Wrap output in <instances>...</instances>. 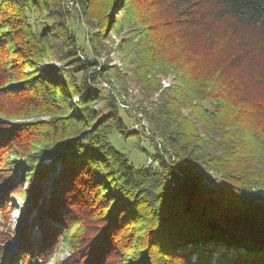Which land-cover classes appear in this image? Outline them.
<instances>
[{
	"label": "trees",
	"instance_id": "1",
	"mask_svg": "<svg viewBox=\"0 0 264 264\" xmlns=\"http://www.w3.org/2000/svg\"><path fill=\"white\" fill-rule=\"evenodd\" d=\"M33 2L39 4L0 0V100L18 97L31 108L15 118L0 106V264H50L62 247L68 256L52 264H264V0L135 1L138 22L148 27L129 44L151 45L133 52L131 65L146 70L152 51L149 60L158 64L169 44L179 53L170 52L157 70L176 60L183 70L181 86L162 89L149 110L136 103L146 132L138 119L134 128L125 121L133 105L117 69L80 60L68 8L92 32L97 55L109 25L98 0H71L72 7L46 0L44 27L31 16ZM127 21L114 20V32ZM157 32L167 39L161 47L151 40ZM53 34L62 43L55 59L71 58L74 72L52 66L40 74L36 67L51 59ZM143 83L158 89L155 75ZM72 96L78 100L68 104ZM97 102L107 111L102 118ZM180 102L189 113H181ZM113 136L134 139L140 152L147 139L151 162L134 166ZM54 161L58 175L44 205L41 184ZM202 170L221 184L206 186ZM14 196L26 207L11 229Z\"/></svg>",
	"mask_w": 264,
	"mask_h": 264
},
{
	"label": "rangeland",
	"instance_id": "2",
	"mask_svg": "<svg viewBox=\"0 0 264 264\" xmlns=\"http://www.w3.org/2000/svg\"><path fill=\"white\" fill-rule=\"evenodd\" d=\"M66 1V0H65ZM68 2L71 0H67ZM128 0H116L114 5H109L108 2L109 0H98V3H100V7L101 10L104 13V15L107 16L108 18V28H107V32L106 35L103 37V39L101 40V51L98 52L97 55H95L94 53L92 54V40H91V34L92 32H90L89 28L86 27L80 17H79V12H75L74 8H68L70 9L74 16V20H72L71 22H69V27L70 29L73 27L74 31H75V36L77 38V43L79 44V50H81V54H79L80 60H84V59H88V60H92L94 59L98 65H100L101 67L103 65H107L110 68H114L117 73L124 78L123 79V84L122 87L123 89H125V93L123 92L122 89V95H124V99L125 101H127L129 104H132L133 108H129L131 113H132V118L126 119V123H128V125H130L131 127H137L136 125H134L136 122L135 119H138L141 123L142 126H144V132H146L147 130V125L145 124L144 121H142V119L140 118L139 114H136L133 109H136L135 107L137 106L136 103H143V107H146L147 110H149L151 108V106H153V103L159 98V93L161 92L162 89L168 88V87H179L181 86V73L183 74V70L180 71L178 69H175V64H178V60L177 63H173V65H170V68L168 70H163L162 71H158L157 69H159L163 63V61H166L172 52L173 54L176 55V53L178 54V48H175L172 46V48L168 49V45H165V50L162 54V56H160L159 63L158 64H154L151 63V61L149 60V57L153 56V51L152 53L148 52L146 54V61L149 62L147 64V69L143 70L142 68H138L136 66V64L131 65V63L134 61L132 56H133V52L138 51L136 54H139L141 47H150L151 43L150 42H145V40L143 41H138L139 42V46L137 48H135L133 45L136 44L137 40L133 41V44H129V39H132L133 37H136V35L139 33L140 29L145 28V30L148 27V22L147 20L143 23H139V19L141 17H143L142 12L139 15L138 11H139V2H135L137 0H130L129 4L127 3ZM135 2V3H133ZM35 4V2H33ZM41 3H43V5H41ZM46 4V0H39V4H35L33 13L31 16L32 18L35 19V21L38 20V22L40 23V25L42 27L47 26L48 22L45 16L46 10L45 7L48 5H44ZM127 4V5H126ZM66 5V3H65ZM126 5V8L124 7ZM68 7H72L71 3L69 2ZM122 7H124V10H122ZM98 9V13H100V11ZM127 18V25H125L124 23H121V28L119 27L120 31L118 32H114V26L112 25L113 21L116 19L120 20V21H126ZM163 19V17H162ZM136 20V21H135ZM30 23H32V19L31 21H29ZM131 22H133L135 25L132 27H129L128 25H132ZM143 25V26H142ZM41 27V28H42ZM118 29V28H117ZM117 31V30H116ZM129 31H133L130 32ZM163 31V30H162ZM163 33V32H162ZM160 32H157L155 34L152 35L151 40L153 45L157 46L159 45L160 47L162 46L163 42L165 44V41L167 40H163V35ZM56 34H53V36H47V43H48V47L50 49L51 55L52 57H50L51 59L49 60H42V63L36 65V67L39 69H42L40 72V74H44L45 72H47L49 70V68H52V66H55L57 68L61 67L62 71H68V72H74L76 66L75 64H73L74 62H71V58H69L68 60H66V62H59L57 61V59H55V55L56 51L60 53L61 50V40H59V38L57 39L58 35L56 36V38L50 39V37H55ZM165 39V38H164ZM55 45V46H54ZM149 48H147L148 50ZM152 50V49H151ZM150 50V51H151ZM187 51V50H186ZM11 52V50H10ZM78 52V51H77ZM58 53V56L56 57H60ZM62 55L65 54V52H61ZM64 53V54H63ZM79 53V52H78ZM85 54H87L88 58L86 56H84ZM3 57V60L6 62H9L8 60V55H4L1 54ZM189 59H190V55H188ZM191 58H193L191 56ZM203 66V65H202ZM148 68L150 70H148ZM198 69L200 68L197 67ZM142 69V70H141ZM99 70V69H98ZM148 70V71H147ZM201 70V69H199ZM29 71H27L28 73ZM110 76H108V79H110L111 83L115 82V77L116 75H114L111 72ZM153 75H155V79L158 81L157 85H158V89L156 90V87H152L151 84H145L143 82L147 81V79L151 77H153ZM62 76V81L64 83H66V85L68 84V77L69 74L68 73H63L61 74ZM146 79V80H145ZM103 88L105 89H110V87L112 86L111 84L106 83L105 81H102L99 83ZM243 85H246L244 83H242ZM118 86V88L120 87L119 84L116 85ZM249 86V85H248ZM251 87V86H249ZM247 88V86H246ZM243 89V88H240ZM71 90V88H69V91ZM62 93V92H61ZM191 94V93H188ZM28 97V96H27ZM190 99H192V96L189 95ZM15 97H11V98H4L1 97V102H0V106L3 105L4 107L10 108V111H8L10 114L15 113V118L17 117H21L24 116L26 111H29V109L31 108H27V106H25L27 104V101H23L20 98H16ZM29 99V97H28ZM17 100H21L20 102H18ZM78 100V98L76 96H72L70 97V99H68V104H74L76 103ZM209 100L208 104L213 105V102ZM192 103L195 104V100L192 99ZM121 108H128V106L123 105L120 103ZM94 107L98 110L101 111L99 118L104 117L107 114V111H105V109L103 108V104L101 102H97L96 104H94ZM180 108H181V113L183 114H187L189 113V109H186L183 106V103L180 102ZM18 110V111H17ZM67 110V109H66ZM16 111V112H15ZM2 114V113H1ZM32 115H35L34 113ZM33 118H36L35 116H33ZM134 125V126H133ZM79 126V125H78ZM80 126H83L82 124H80ZM112 144L116 147V149L121 152L124 153L126 155V157L128 158V160L130 161V163H132L134 166H141L144 164V162L146 161V159H148V154L150 155L153 152L152 149V144L145 139L144 137L141 139V146H143L145 152H140L138 150H136V147L134 145L135 140L134 139H128L127 141H123V140H117L114 136L111 140ZM40 150H45L43 149L42 146L38 147ZM50 150H55V149H51ZM16 159L14 158H10L9 161L13 163L15 162ZM151 162L150 159L147 160V162L145 164H149ZM17 165L14 164L13 166ZM60 163L59 161H54V166L53 169L51 171V173L49 174V176L44 179L42 181L41 184V190H42V196L40 201H42V203L45 205V203L48 200L49 194L52 190V187L54 186L55 180L57 178L58 175V169H59ZM17 166L14 167V169H16ZM18 173V172H17ZM202 174H203V183L208 186V187H213L216 186V184H221V181L219 180L220 178L212 172L209 171H204L202 170ZM217 187V186H216ZM12 205L14 208H12L13 213H11V229L14 228V225L16 223H19L20 220L22 219L21 215L19 213L20 210L24 209L26 207V202L24 201V199H20V198H15V196L13 197V199L11 200ZM35 214V211L33 210L31 212V214L28 216V221H30L33 216ZM34 231L37 233L36 228H34ZM1 239V238H0ZM1 243V241H0ZM68 256V250L65 247H62L61 249H59V251L56 253L55 256H53L52 260L50 261V264H52L53 261H61L62 259H64L65 257Z\"/></svg>",
	"mask_w": 264,
	"mask_h": 264
}]
</instances>
